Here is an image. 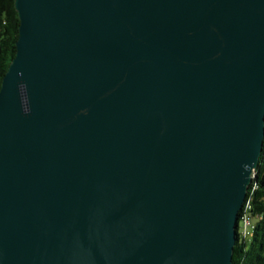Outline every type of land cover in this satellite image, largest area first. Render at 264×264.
Returning <instances> with one entry per match:
<instances>
[{"label": "water", "instance_id": "1", "mask_svg": "<svg viewBox=\"0 0 264 264\" xmlns=\"http://www.w3.org/2000/svg\"><path fill=\"white\" fill-rule=\"evenodd\" d=\"M0 264H233L264 137V0H14Z\"/></svg>", "mask_w": 264, "mask_h": 264}, {"label": "trees", "instance_id": "2", "mask_svg": "<svg viewBox=\"0 0 264 264\" xmlns=\"http://www.w3.org/2000/svg\"><path fill=\"white\" fill-rule=\"evenodd\" d=\"M17 14L14 0H0V86L3 75L8 70L12 58L15 57V43L20 28ZM246 199L250 200L252 206L249 214L253 219L252 223L254 222L250 226L253 231L248 238L240 235L239 223H242L240 219L242 213H239L240 222H237V242L232 252V263L264 264V137L259 164L248 187Z\"/></svg>", "mask_w": 264, "mask_h": 264}, {"label": "built area", "instance_id": "3", "mask_svg": "<svg viewBox=\"0 0 264 264\" xmlns=\"http://www.w3.org/2000/svg\"><path fill=\"white\" fill-rule=\"evenodd\" d=\"M239 213H243V222L241 223V226H240V235L246 236V228H247L249 219H248V208L245 207L244 203Z\"/></svg>", "mask_w": 264, "mask_h": 264}, {"label": "bare ground", "instance_id": "4", "mask_svg": "<svg viewBox=\"0 0 264 264\" xmlns=\"http://www.w3.org/2000/svg\"><path fill=\"white\" fill-rule=\"evenodd\" d=\"M253 175H254V172H253ZM250 199V198H249ZM247 200L244 204H245V207H247L248 208V219H249V222H248V225H247V227H249V226H251V223H252V218H251V216H250V214H249V211H250V209H251V204H250V200ZM245 200H246V198H245ZM240 212V211H239ZM239 215V214H238ZM240 219L242 220V222H243V213H242V215H241V217H240ZM238 221L240 222V220L238 219Z\"/></svg>", "mask_w": 264, "mask_h": 264}, {"label": "rangeland", "instance_id": "5", "mask_svg": "<svg viewBox=\"0 0 264 264\" xmlns=\"http://www.w3.org/2000/svg\"><path fill=\"white\" fill-rule=\"evenodd\" d=\"M248 199H246L245 200V202L247 201ZM244 202V203H245ZM252 207V206H251ZM252 221H253V219H252ZM254 223V222H253ZM253 223H251V224H253ZM240 226H241V224L239 223V231H240ZM252 231H253V228H251L250 226L248 227V228H246V237L245 238H248V237H250L251 236V234H252Z\"/></svg>", "mask_w": 264, "mask_h": 264}]
</instances>
